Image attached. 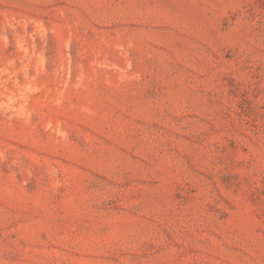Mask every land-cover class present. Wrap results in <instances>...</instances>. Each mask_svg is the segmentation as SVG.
<instances>
[{"label": "rangeland", "instance_id": "obj_1", "mask_svg": "<svg viewBox=\"0 0 264 264\" xmlns=\"http://www.w3.org/2000/svg\"><path fill=\"white\" fill-rule=\"evenodd\" d=\"M0 264H264V0H0Z\"/></svg>", "mask_w": 264, "mask_h": 264}]
</instances>
